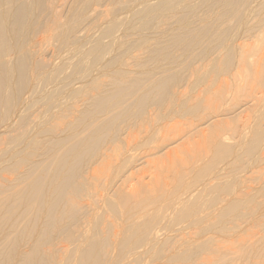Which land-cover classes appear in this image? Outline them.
Returning <instances> with one entry per match:
<instances>
[{
	"label": "bare ground",
	"instance_id": "1",
	"mask_svg": "<svg viewBox=\"0 0 264 264\" xmlns=\"http://www.w3.org/2000/svg\"><path fill=\"white\" fill-rule=\"evenodd\" d=\"M263 56L264 0H0V264H264Z\"/></svg>",
	"mask_w": 264,
	"mask_h": 264
},
{
	"label": "rangeland",
	"instance_id": "2",
	"mask_svg": "<svg viewBox=\"0 0 264 264\" xmlns=\"http://www.w3.org/2000/svg\"><path fill=\"white\" fill-rule=\"evenodd\" d=\"M119 15H123V14H119ZM94 26V25H93ZM93 26H92V28H93ZM95 27V26H94ZM100 27H98V26H96L95 28H93L92 30H91V34H98V32H100V31H98V29H99ZM150 30V29H149ZM149 30H146V33L148 34V33H151V31H154V29H151L150 31ZM101 33H99V35H100ZM97 36V35H96ZM104 39H106V40H108L109 39V37L108 38H104ZM240 41V40H239ZM250 44H252V41L251 42H249ZM70 50H72V49H69V50H64V51H62V53L61 54H63V56H61L62 58H60V56L58 57L59 59H57V61L58 60H61V61H64L65 60V62H67V61H70V57H72L73 58V56H68V55H72V53L74 54L75 52H71V54H70ZM69 52V54H67L68 52ZM72 51H74V50H72ZM64 52L66 53L65 55L66 56H64ZM111 57H113V56H107V57H105L106 59H109V58H111ZM262 57V56H261ZM264 57V56H263ZM50 58V57H49ZM57 58V57H56ZM68 58V59H67ZM70 58V59H69ZM74 58H76V57H74ZM264 61V60H263ZM69 67V66H68ZM69 68H71V67H69ZM69 68H65V70H64V73L61 75L62 77H65L66 75L68 76V75H70L71 74V76H72V72H73V70H71V69H69ZM68 69H69V74H67L68 73ZM239 72H238V77H241V76H243L244 75V72H245V66L243 65L242 67H240L239 69ZM96 72H94V73H96V74H93L94 76H97L98 74H99V72L97 73V71L98 70H95ZM83 72V71H82ZM81 72V73H82ZM81 73L79 72H77L76 74H78V75H74L73 74V76H75V77H70L71 79H73V78H75V79H80L81 77ZM65 74V75H64ZM83 75L84 74H82V77H83ZM78 76V77H77ZM69 79V78H68ZM66 81H68V82H66ZM69 81H72V80H65V82L63 81V84H66V83H69ZM81 80H77L76 81V87L78 86H80L81 84H82V81L80 82ZM79 84V85H78ZM249 84V85H248ZM255 87L253 86V84L251 83V81L249 82V83H246V86L244 87V88H241V87H239L238 89L237 88H235V90H234V88H233V90L234 91H232V89H230L229 91H228V93H230V96L229 97H234L233 99H227V102L225 101V102H220L217 106H215V107H213V108H209V107H204V111L205 112H207V114H209L210 112H214V111H219L220 110V113H226V112H228V111H231V109H232V111L233 110H235L234 108H231V107H234L235 105L233 104V102L232 101H234V102H237V101H239V103H242V101H244V98H243V96L241 95V93H244V91L245 90H247L248 92H252V90L254 89ZM237 89V90H236ZM233 94H232V93ZM235 92V93H234ZM41 93H42V91H41ZM43 94V93H42ZM41 94V95H42ZM236 94V95H235ZM41 95H35V97L33 98V101H35V102H31L30 104H31V106H30V104H28L26 107H27V110L29 111L28 113H29V115H30V117L31 118H34L35 116L34 115H36L37 114V112L39 111V112H42V111H44L45 110V102H43L42 104L44 105H42L41 106V103H40V97H42L41 99H44L43 98V95L41 96ZM235 95V96H234ZM262 95H264V94H262V93H260L258 96L260 97H262ZM39 98V99H38ZM65 98V97H64ZM36 99H38L37 101H36ZM44 101H45V99H44ZM228 101L230 102V105H229V103H228ZM39 102V104L38 105H40V107L37 105V103ZM35 106H34V105ZM231 104L233 105V106H231ZM33 105V106H32ZM38 107H37V106ZM231 106V107H230ZM42 107H43V109H42ZM230 109V110H229ZM26 110V111H27ZM30 110H32V111H30ZM37 110V111H36ZM248 111V110H247ZM244 112V114L242 115V117H239V118H236V119H234V120H229V121H226V123L228 124V126L227 125H224L225 126V132L228 134V136H229V140H230V142H232V140H233V142H238V141H240L239 139H241L243 136H241L242 134H243V132H240V129H241V131L243 130L244 132H247V136H248V139H251V131L253 130V128H252V125H253V127L255 126V125H257L259 122H261V121H259L260 119L259 118H261L262 117V122L261 123H259V125H261L262 124V126H264V98H262V99H256V101L254 102V106H252V108H251V110L250 111H248V112ZM26 113V115H28V113L27 112H25ZM24 113V114H25ZM32 114V115H31ZM34 116V117H33ZM247 122V123H246ZM244 123V124H243ZM243 124V125H242ZM245 124H247V127H246V125ZM245 125V126H244ZM18 126V125H17ZM16 126V127H17ZM250 126V127H249ZM244 127H246L245 129L247 130H244ZM256 127V126H255ZM238 128V129H237ZM249 129H251L250 131H249ZM239 131V132H238ZM251 132V133H250ZM240 134V135H239ZM249 134V135H248ZM239 136H241V138L239 137ZM236 139V140H235ZM235 140V141H234ZM241 152H242V150H241ZM243 159H244V161H246V162H248V164L250 165V161H251V158L249 157V156H247V155H245V154H243ZM248 164H247V168H246V166H242V168L243 167H245L246 169L244 170V172H243V169L241 168L240 170L242 171H239L238 173L239 174H237L236 173V177L238 178V175H241V173H242V176H240V179H242L241 177H243V178H246V176H247V178H246V180H241V182L242 181H245V183H238L239 185H242V187H247V189L249 188L250 189V191H251V187H252V194H254L256 197H257V200L259 201V202H264V194H262V193H260V191H263L264 192V161L263 162H261V163H254L253 165H250V166H252V168L250 167V166H248ZM149 168H147V169H145L144 168V170H143V172L141 173V172H137V174L135 175L136 177H138L139 175H140V173H141V176L142 175H145L146 173V175L145 176H149L150 174H151V176H154L153 174L155 173V177L157 176V178H162V177H164V176H167V175H170L169 173H171V172H168V169H166L167 170V172L165 171V169H164V171H165V173H164V171L163 170H161L162 172H163V176L160 174L159 175V173L161 172V171H155V170H153L152 172H154V173H152L150 170H148ZM227 169V168H226ZM247 170V171H246ZM147 171H149V172H151V173H149V172H147ZM146 172V173H145ZM161 172V173H162ZM241 172V173H240ZM250 172V173H249ZM139 173V174H138ZM157 173V174H156ZM224 173V172H223ZM231 173V172H230ZM248 174V175H247ZM138 175V176H137ZM227 175L229 176V178H230V174H227V173H225V179H226V177H227ZM232 176H234L233 174H231ZM245 175V176H244ZM136 177H134L135 179H136ZM173 177V176H172ZM171 177V178H172ZM233 178V177H232ZM134 179V180H135ZM148 179L149 178H147V180L146 181H148ZM224 179V180H225ZM233 179H236L235 177L233 178ZM133 180V181H134ZM227 180H228V177H227ZM230 180V179H229ZM228 180V181H229ZM168 181H170V180H168ZM233 181V180H232ZM134 183V182H133ZM133 183H130V184H133ZM248 183V184H247ZM239 185H237L238 187L237 188H241V187H239ZM248 185H250V186H248ZM129 187H131V186H129ZM244 189V188H243ZM100 206H102V204L100 205ZM104 206V205H103ZM104 208H106L105 206H104ZM103 208V209H104ZM263 208H264V206H263ZM103 209H102V207H100V212H102L103 211ZM105 210V209H104ZM107 210H108V208H107ZM107 210L106 211H103V212H107ZM110 211V210H109ZM108 211V212H109ZM255 214L256 215H264V212H255ZM111 219H113V218H111ZM254 229H256V230H252L253 231V233L251 234V239L253 240V237H254V239H256L257 240V238H258V234L260 235V229H259V231H258V229H257V227L256 228H254ZM188 232V233H191V232H193L194 231V228L193 227H189V226H182V225H180V226H174V227H171V229H170V232H172V233H179V232ZM256 231H258L257 233H256ZM254 232H255V234H254ZM257 237V238H256ZM145 264V263H144Z\"/></svg>",
	"mask_w": 264,
	"mask_h": 264
}]
</instances>
